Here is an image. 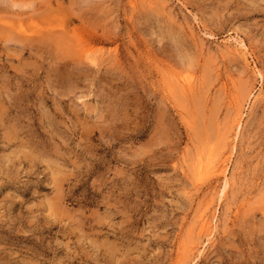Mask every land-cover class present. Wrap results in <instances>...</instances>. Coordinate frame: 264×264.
Wrapping results in <instances>:
<instances>
[{"label": "rangeland", "instance_id": "rangeland-1", "mask_svg": "<svg viewBox=\"0 0 264 264\" xmlns=\"http://www.w3.org/2000/svg\"><path fill=\"white\" fill-rule=\"evenodd\" d=\"M0 264H264V0H0Z\"/></svg>", "mask_w": 264, "mask_h": 264}, {"label": "bare ground", "instance_id": "bare-ground-1", "mask_svg": "<svg viewBox=\"0 0 264 264\" xmlns=\"http://www.w3.org/2000/svg\"><path fill=\"white\" fill-rule=\"evenodd\" d=\"M8 28H9V26H8ZM7 28V29H8ZM10 29V28H9ZM11 30V29H10ZM44 37V36H43ZM44 39V38H43ZM237 45L239 46V47H243V48H245L244 46V43L242 42V41H237ZM184 81H187L186 82V84H188V79L187 78H183V82ZM241 117V116H240ZM240 124V119H238V121H237V125H239ZM237 128V127H236ZM235 128V129H236ZM237 130V129H236ZM201 167V166H200ZM219 167L221 168V171L220 172H222L223 174L225 173V171H227L226 169H227V163H221V164H219ZM202 168V167H201ZM203 169V168H202ZM199 171H201V170H199ZM226 176V175H225ZM203 218V217H202ZM204 219H206V218H204ZM209 219V217L207 218V220ZM207 220H204V221H201V226H200V229L201 230H204V231H208L209 230V225H210V222H208ZM213 220V219H212ZM210 234H212V232L210 233ZM208 236V235H207ZM208 238H209V236H208Z\"/></svg>", "mask_w": 264, "mask_h": 264}]
</instances>
